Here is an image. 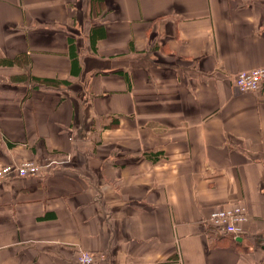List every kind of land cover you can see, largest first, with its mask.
Instances as JSON below:
<instances>
[{"label": "crops", "instance_id": "1", "mask_svg": "<svg viewBox=\"0 0 264 264\" xmlns=\"http://www.w3.org/2000/svg\"><path fill=\"white\" fill-rule=\"evenodd\" d=\"M262 66L264 0H0V165L69 158L0 180V264H264Z\"/></svg>", "mask_w": 264, "mask_h": 264}, {"label": "built area", "instance_id": "2", "mask_svg": "<svg viewBox=\"0 0 264 264\" xmlns=\"http://www.w3.org/2000/svg\"><path fill=\"white\" fill-rule=\"evenodd\" d=\"M236 89L242 92L258 91L264 86V66L239 70L232 78ZM69 161L65 158H47L43 163L27 159L21 162H10L0 165V180L6 177H26L46 174L56 165H63ZM247 219L245 207L235 204L230 207H216L206 218L217 234L238 238L241 234L240 224ZM76 264H107L104 255L78 249Z\"/></svg>", "mask_w": 264, "mask_h": 264}, {"label": "trees", "instance_id": "3", "mask_svg": "<svg viewBox=\"0 0 264 264\" xmlns=\"http://www.w3.org/2000/svg\"><path fill=\"white\" fill-rule=\"evenodd\" d=\"M93 35H94V31L92 30L90 32V43H91L92 48H94V44H95L94 43L95 42V38L93 37ZM68 45H69V50H70V53H71V61H72V66H73V63H75L74 62V60H75V56L74 55L75 54H73V48H72L73 47V42L69 38H68ZM20 59H21V57L17 56L14 59H11V60L7 61V64L8 65H12L14 63H18ZM72 73H73V69H72ZM30 79L32 81H34L35 84H37V85H45L46 87L47 86H53L54 87V86H56L58 84H64L66 82L65 80L41 78V77H36V76H30ZM115 120H116V118H115ZM146 156L149 157L150 154H146Z\"/></svg>", "mask_w": 264, "mask_h": 264}]
</instances>
